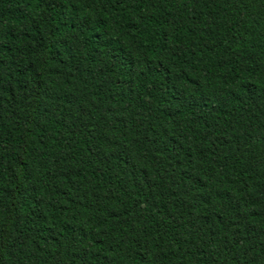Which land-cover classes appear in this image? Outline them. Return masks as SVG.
<instances>
[{
    "label": "trees",
    "instance_id": "16d2710c",
    "mask_svg": "<svg viewBox=\"0 0 264 264\" xmlns=\"http://www.w3.org/2000/svg\"><path fill=\"white\" fill-rule=\"evenodd\" d=\"M0 264H264V0H0Z\"/></svg>",
    "mask_w": 264,
    "mask_h": 264
}]
</instances>
